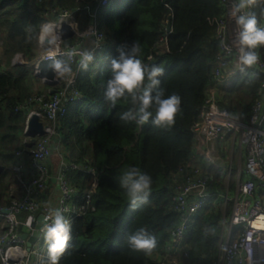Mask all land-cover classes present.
I'll return each instance as SVG.
<instances>
[{"label": "trees", "instance_id": "1", "mask_svg": "<svg viewBox=\"0 0 264 264\" xmlns=\"http://www.w3.org/2000/svg\"><path fill=\"white\" fill-rule=\"evenodd\" d=\"M86 6L94 9L96 0H0V207L8 206L10 198L4 191L15 183L11 171L14 153L24 147V138L29 141L26 150L32 148L24 133L26 112L16 108L35 95L49 97L64 85L60 79L45 84L42 92L35 90L41 81L34 66L42 53L38 43L41 26L56 19L50 16L56 9L73 11L77 28H87L91 18ZM252 13L258 25L264 26V3L256 0ZM222 16L219 0H116L107 9L97 10L98 29L104 36L103 57L95 68L88 66L78 72L81 100L69 104L53 136L67 163L94 172L69 167L71 185L80 191L89 190L93 183L95 187L89 207L73 222L71 240L58 264H152L150 256L162 253L167 246L169 233L179 220L172 206L174 178L180 168L192 162V127L211 87L219 53L216 28L209 20ZM167 24L171 27L168 34ZM74 40L75 36L61 43ZM134 43L139 44L140 58L147 67L163 69L152 95L163 90L165 97H180L172 125L154 124L153 117L142 124L121 120L122 112L136 107L131 96L121 98L115 107L104 98L103 83L111 76V60L118 56V49L128 52ZM259 51L264 54V48ZM16 56L23 59V65H12ZM71 67L76 71L75 65ZM262 79L259 71L249 69L219 83L218 106L246 122L251 105L263 94ZM150 110L154 113L155 105ZM130 166L152 181L146 197L141 193L134 205L119 179ZM202 166L211 178V190L224 191L220 169L206 163ZM228 215L229 209L223 211L218 203L196 215L187 233L190 264H212L216 259L222 220ZM139 228L157 238V247L149 255L133 251L126 241V234Z\"/></svg>", "mask_w": 264, "mask_h": 264}, {"label": "built area", "instance_id": "2", "mask_svg": "<svg viewBox=\"0 0 264 264\" xmlns=\"http://www.w3.org/2000/svg\"><path fill=\"white\" fill-rule=\"evenodd\" d=\"M114 1L116 0H96L94 9L86 6L91 24L82 30L77 28L73 11H60L57 14L58 20L52 23V36L57 37L56 43H50L51 36L41 41L40 36L43 33L40 30L38 41L42 47L48 49L35 60V74L40 61H67L64 53L73 48L92 52L94 59L88 66H98L103 57L104 36L98 29L96 12L98 9H107ZM219 3L223 8L222 18L209 20L216 28L215 38L219 53L214 62L211 87L192 127V162L179 169L173 182L172 206L179 214V220L170 231L168 244L163 252L150 256L152 264H190L187 246L189 228L199 212L216 203L223 209H229V215L223 217L219 252L212 264H264V54H261L262 59L257 66L246 67L241 71L237 41L239 29L231 16L233 0H219ZM255 3L256 0H253L245 11L253 12ZM63 21L73 26L75 40L71 44L61 43L63 39L60 26ZM90 39V47L84 48ZM70 64L76 66V71L71 75L57 77V82L60 79L64 81L61 90L51 93L49 97L35 95L16 108V111L26 112L24 133L28 120L35 114L41 117L45 133L37 137L32 148L28 150L26 148L29 141L24 139V147L14 153L15 162L11 171L12 178L19 186V192L11 186L4 191L10 201L8 206L0 207V264H28L31 256H36L40 264H50L43 230L46 225L51 224L55 211L61 210L72 228L73 222L82 217L89 207L95 183L89 190L80 191L71 185L67 172L72 167L93 175V170L67 163L60 143L53 139L55 127L67 112L69 104L81 100L76 83L77 74L81 70L79 57H73ZM249 69H255L263 76V94L260 93L259 99L251 105L248 120L241 122L218 106L216 90L219 83ZM33 106H37L36 111L32 109ZM226 139L227 142L238 144L241 150L239 161L243 159V162L237 170L232 168L231 163L228 164L227 190L224 194H217L210 188L211 178L203 169L202 163L214 165L219 155L215 143ZM53 154L59 158L54 177L58 188L55 209L49 193L53 179L49 161ZM4 209L9 210V213L3 214L1 211ZM38 215L43 216L44 224L39 230L40 236L36 243L27 250V238L33 233L32 225L36 223ZM22 235H26V238L22 239Z\"/></svg>", "mask_w": 264, "mask_h": 264}, {"label": "clouds", "instance_id": "3", "mask_svg": "<svg viewBox=\"0 0 264 264\" xmlns=\"http://www.w3.org/2000/svg\"><path fill=\"white\" fill-rule=\"evenodd\" d=\"M253 0H233L231 16L234 18L237 28L238 59L241 71L246 67H255L261 61L260 49L264 48V26L258 25L254 13L245 11ZM264 3V0H259ZM41 41L54 33V25L46 23L41 26ZM57 37L52 36L50 43H56ZM140 46L134 43L128 52L118 49V56L111 60V76L103 83V95L107 102L113 107L126 96H131L135 109L129 108L120 114L124 121L137 120L144 123L153 117V123L157 125H172L180 108V97L176 94L165 97L163 90L152 95V89L160 81L157 79L163 69L159 66L147 67L140 58ZM64 55L68 60H56L53 67L61 76L71 75L73 68L70 61L73 57H79V68L87 70L93 61L92 52L78 49H70ZM147 76L148 83H145ZM155 105V112L150 109ZM120 185L125 189L127 197L133 205L141 199V193L150 191L151 178L142 173L138 168L130 166L123 170L120 177ZM45 241L48 245V259L50 264H58L61 255L65 252L71 240V225L61 210H56L51 224L43 230ZM128 246L133 251L143 252L149 255L157 247V238L147 231L139 228L134 232L126 234Z\"/></svg>", "mask_w": 264, "mask_h": 264}, {"label": "crops", "instance_id": "4", "mask_svg": "<svg viewBox=\"0 0 264 264\" xmlns=\"http://www.w3.org/2000/svg\"><path fill=\"white\" fill-rule=\"evenodd\" d=\"M76 1H81V0H76ZM53 11H55V13H53ZM59 12L60 11H58L56 9L51 10L50 16H54L56 19L55 20H48L47 23L56 22L58 20L57 14ZM51 40H52V36H51ZM38 43H39V41H38ZM39 45H40V43H39ZM88 45H90V43ZM40 47L43 48L41 45H40ZM44 48H46V47L44 46ZM42 54H43V52L40 54V56ZM1 55H2V47L0 46V56ZM12 65H23V63L17 64V63H14V61L12 60ZM40 80H41L40 84H37L35 86V90L38 92H42L44 90L43 86L46 84V82L43 79H40ZM46 85H49V84H46ZM32 109L34 111H36L37 106H33ZM215 144H216V147L218 148L219 155H218V159H217L216 163L213 166L217 169H220L221 172L219 174V178L221 179V182L224 186V191L219 192L217 194H224L227 190L226 183H227V166H228V164L231 163L232 168L237 170L239 164L242 165L243 159H241V161H239V154H240L241 150H240V148L236 142H234V143H232L230 141L227 142V139H226V140H222L220 142H216ZM202 162H203L202 159H200V163H202ZM58 164H59V158L57 155L53 154L50 158V161H49L51 175L53 177L52 185H51V189H50L49 193H51V197H52L51 204H52L54 209L57 207L56 201L58 199V188H57V185H56V182L54 179V177L56 175L55 172L57 170ZM11 187L19 192V190H18L19 186H18L16 181ZM226 209L227 208H225V209L222 208L223 211H225ZM28 264H40V263L38 262V259L36 256H31Z\"/></svg>", "mask_w": 264, "mask_h": 264}, {"label": "water", "instance_id": "5", "mask_svg": "<svg viewBox=\"0 0 264 264\" xmlns=\"http://www.w3.org/2000/svg\"><path fill=\"white\" fill-rule=\"evenodd\" d=\"M171 27L170 24L166 26V32L170 33ZM60 34L63 40L71 38L74 36L73 26L63 21L60 26ZM54 61L53 60H42L37 65L38 72L36 76L40 79H43L46 84L53 85L57 82L58 72L53 67ZM45 133L44 131V123L41 120V117L38 114L31 116V118L27 122L26 132L25 135L33 142L37 137L43 136ZM3 214H8L9 210L4 209L1 211ZM44 224L43 216L38 215L36 218V223L33 224V233L30 237L27 238L26 247L27 250H30L32 244L36 243L37 239L40 236V228ZM22 239L26 238V235L21 236Z\"/></svg>", "mask_w": 264, "mask_h": 264}, {"label": "rangeland", "instance_id": "6", "mask_svg": "<svg viewBox=\"0 0 264 264\" xmlns=\"http://www.w3.org/2000/svg\"><path fill=\"white\" fill-rule=\"evenodd\" d=\"M40 46V45H39ZM48 49V47H46V48H41V50H42V52L44 53L46 50ZM110 50L108 51V54H107V57L105 58V60H104V63H108V61H109V58H110ZM13 61H14V63H17V64H19V63H24V61H23V59L21 58V57H14V59H13ZM97 64V63H96ZM96 66L94 65L93 66V68H95ZM57 159V158H56ZM231 194V193H230Z\"/></svg>", "mask_w": 264, "mask_h": 264}, {"label": "bare ground", "instance_id": "7", "mask_svg": "<svg viewBox=\"0 0 264 264\" xmlns=\"http://www.w3.org/2000/svg\"><path fill=\"white\" fill-rule=\"evenodd\" d=\"M31 142V141H30ZM34 142V141H33ZM33 142H31V144L33 145Z\"/></svg>", "mask_w": 264, "mask_h": 264}]
</instances>
